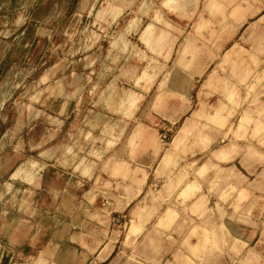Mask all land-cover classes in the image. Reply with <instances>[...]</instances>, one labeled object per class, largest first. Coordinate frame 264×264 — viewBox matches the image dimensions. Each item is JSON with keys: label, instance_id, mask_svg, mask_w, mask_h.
I'll return each mask as SVG.
<instances>
[{"label": "clouds", "instance_id": "obj_1", "mask_svg": "<svg viewBox=\"0 0 264 264\" xmlns=\"http://www.w3.org/2000/svg\"><path fill=\"white\" fill-rule=\"evenodd\" d=\"M18 3L0 259L264 264V0Z\"/></svg>", "mask_w": 264, "mask_h": 264}, {"label": "rangeland", "instance_id": "obj_2", "mask_svg": "<svg viewBox=\"0 0 264 264\" xmlns=\"http://www.w3.org/2000/svg\"><path fill=\"white\" fill-rule=\"evenodd\" d=\"M18 7V0H0V29L15 22ZM0 264H10V259L4 257L0 259Z\"/></svg>", "mask_w": 264, "mask_h": 264}]
</instances>
